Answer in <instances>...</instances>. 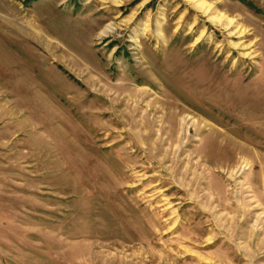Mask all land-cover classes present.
I'll use <instances>...</instances> for the list:
<instances>
[{"label": "rangeland", "instance_id": "1", "mask_svg": "<svg viewBox=\"0 0 264 264\" xmlns=\"http://www.w3.org/2000/svg\"><path fill=\"white\" fill-rule=\"evenodd\" d=\"M220 263L264 264V0H0V264Z\"/></svg>", "mask_w": 264, "mask_h": 264}, {"label": "bare ground", "instance_id": "2", "mask_svg": "<svg viewBox=\"0 0 264 264\" xmlns=\"http://www.w3.org/2000/svg\"><path fill=\"white\" fill-rule=\"evenodd\" d=\"M4 12H6L5 9H4ZM14 20H15V19H14ZM12 21H13V20H12ZM17 22H18V21H17ZM17 22H16V23H17ZM16 23H14L15 26H16ZM19 24H20V23H19ZM19 24H18V25H19ZM21 26H22V24H21ZM18 27H19V26H18ZM18 27H17V28H18ZM25 27H26V26H25ZM30 27H32V25H31ZM24 30H25V28H24ZM21 33H22V32H21ZM28 33H30V32H28ZM30 35H32V34H30ZM236 45H237V44H236ZM104 114H105V112H104ZM228 194H229V193H228ZM253 233H254V232H253ZM259 239H260V238H259ZM260 244H261V243H260ZM260 244H259V245H260ZM259 245H258V246H259ZM214 252H216V251H214ZM217 256H218V255H217ZM218 257H219V256H218ZM218 259H219V258H218ZM220 264H221V263H220Z\"/></svg>", "mask_w": 264, "mask_h": 264}]
</instances>
